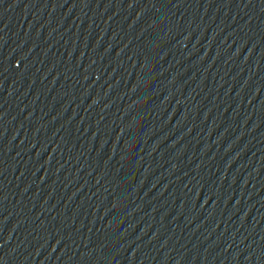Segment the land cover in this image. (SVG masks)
<instances>
[{
    "label": "water",
    "instance_id": "water-1",
    "mask_svg": "<svg viewBox=\"0 0 264 264\" xmlns=\"http://www.w3.org/2000/svg\"><path fill=\"white\" fill-rule=\"evenodd\" d=\"M0 264H264V0H0Z\"/></svg>",
    "mask_w": 264,
    "mask_h": 264
}]
</instances>
